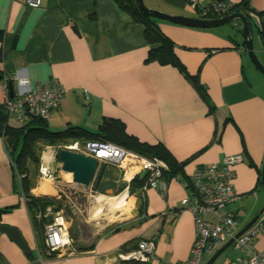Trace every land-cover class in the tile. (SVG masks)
<instances>
[{
  "label": "crops",
  "instance_id": "crops-1",
  "mask_svg": "<svg viewBox=\"0 0 264 264\" xmlns=\"http://www.w3.org/2000/svg\"><path fill=\"white\" fill-rule=\"evenodd\" d=\"M227 1L236 4L242 0ZM143 2L165 14L200 17L198 8L184 0ZM210 2L198 0V7ZM248 2L256 12L249 16L253 48L264 62L260 38L264 0ZM155 21L174 44V53L188 74L197 76L208 103L175 68L145 62L148 44L142 27L112 0H41L37 9L27 7L23 0H0V102L5 96L4 78L9 79L7 89L9 83L14 86L13 76L27 79L30 85L56 80L64 95L47 124L57 122L60 128L72 125L94 131L104 118L117 119L138 141L160 143L176 162H186L167 182L163 196L152 189L140 194L141 186L129 192L134 170L100 165L92 187L111 185L117 187L116 194L126 192L133 200L127 210L129 217L105 227L91 244H78L91 245L84 252L61 257L43 254L47 264H138L122 263L118 255L124 249H135L142 240L154 242L148 264L186 260L194 231L192 217L180 202L190 191L189 176L194 169L220 163L227 156L240 155L242 159L232 168L237 200L220 208L216 216L207 213L204 219L215 222L229 214L237 233L264 206L260 185L264 84L247 59L237 32L239 24L195 29ZM46 155L40 157V165L51 168L52 152ZM18 182L0 135V210L10 209L0 214V224L16 228L30 250L25 255L0 233V264H33L36 253L35 233L25 200L17 190ZM53 183L38 176L31 193L59 197L60 185ZM42 185L53 192H37ZM121 186L123 190H119ZM254 245L264 255V236L256 237ZM233 257L231 251L213 264H227Z\"/></svg>",
  "mask_w": 264,
  "mask_h": 264
},
{
  "label": "built area",
  "instance_id": "built-area-1",
  "mask_svg": "<svg viewBox=\"0 0 264 264\" xmlns=\"http://www.w3.org/2000/svg\"><path fill=\"white\" fill-rule=\"evenodd\" d=\"M24 4L37 9L41 0H23ZM193 8H198L199 18L206 17L221 18L227 15V3L212 0L204 7H198V0H184ZM12 97H9L7 89L8 78L3 79L5 96L0 102V108L8 117L18 124H26L33 118L48 120L50 115L56 111L63 99L64 89L56 80H50L46 84L30 85L25 78L13 76ZM65 150L88 156L97 161L98 167L102 164L118 167L124 171L134 170L136 176L145 172L142 178L140 194L152 189L161 196L165 194L167 182L162 178L163 172L167 171V165L157 159H148L125 148L102 142H68L51 148L47 147L40 157L54 151L55 154ZM47 156V155H46ZM242 162L240 155L227 156L220 163L211 164L208 167L194 169L190 178V191L180 202L183 209L188 211L192 217L194 239L186 260L175 264H204L223 244L233 238L228 247L234 252V257L227 264H264V255L254 245L258 236H264V212L243 234L234 238L236 234V222L229 214L223 215L212 222L204 219L207 213L218 215L217 211L227 204L237 200L232 188L234 178L233 166ZM39 178L52 180L50 167L41 164L38 168ZM135 176V177H136ZM19 181V176L16 175ZM37 217H41L40 213ZM43 217L49 221L43 227L42 250L35 245V257L33 264H47L43 257L72 255L75 249L71 247L70 220L63 210L53 212L47 207ZM154 251V242L142 240L138 242L135 249L122 252L118 259L122 263L148 264Z\"/></svg>",
  "mask_w": 264,
  "mask_h": 264
},
{
  "label": "trees",
  "instance_id": "trees-1",
  "mask_svg": "<svg viewBox=\"0 0 264 264\" xmlns=\"http://www.w3.org/2000/svg\"><path fill=\"white\" fill-rule=\"evenodd\" d=\"M112 1L123 14L129 16L136 24L142 27L144 38L148 44L145 62H154L161 66L168 65L175 68L193 86L200 98L208 103L207 94L197 76L188 74L185 66L174 53V44L160 32L155 19L147 17L140 12L134 0ZM216 1L228 4L226 7L227 15L234 12L241 13L250 21V14L256 13L250 8L248 0H242L236 4L229 3L227 0ZM206 18L213 19L216 17ZM233 22L239 24L237 21ZM237 28V32L240 34V24ZM260 38L264 50V32L262 30L260 31ZM0 135H2L4 148L13 165L15 177L16 175L20 177L16 187L25 200L36 242L40 246L43 243V227L49 221V219L43 217L47 207L52 208L54 213L63 210L65 215L71 218L70 207L67 206L63 196H36L31 193L32 189L36 187L39 176L40 152L45 148H54L73 141L81 143H112L145 158H157L163 161L168 168L162 174V178L166 182L173 179L177 172L186 164V162H176L168 150L160 143L150 145L138 141V139L126 132L124 124L120 120L111 118H104L94 131L72 125H68L59 131H51L47 127V120L38 118H33L26 124L11 125L8 123V117L0 108ZM55 158L59 162L57 153ZM142 183L143 180H139L137 176L134 177L129 183L128 191H133L136 187L141 186ZM9 211L10 209L0 210V214ZM38 213L41 215L39 218L37 217ZM72 235L75 241L76 233H72ZM77 245L76 248L74 247L75 252H84L91 247V245L88 247ZM124 251L127 252L125 249Z\"/></svg>",
  "mask_w": 264,
  "mask_h": 264
},
{
  "label": "water",
  "instance_id": "water-1",
  "mask_svg": "<svg viewBox=\"0 0 264 264\" xmlns=\"http://www.w3.org/2000/svg\"><path fill=\"white\" fill-rule=\"evenodd\" d=\"M136 6L140 12L147 17L165 21L174 25L195 28V29H212L223 25L230 24L233 21H238L240 24V36L242 38V45L247 58L256 72L264 79V67L259 63L255 55L252 42L251 23L249 19L241 13H230L221 18L215 19H201V18H190L184 16H175L165 14L157 10L150 9L145 6L143 0H134ZM1 78V76H0ZM9 97H12V85L8 84ZM57 159L60 163L61 170L68 173L70 176V182L77 186L88 187L94 180L96 172L98 170L97 161L88 156L77 154L65 150L57 152ZM145 176V172H141L138 175L139 180ZM99 178V177H97ZM260 185L264 194V160L260 171ZM119 190H123L121 186ZM47 197H54L50 195H40ZM58 197V196H56ZM264 212V206L262 210L254 216L240 231H238L233 237L237 238L249 229L252 224L258 219V217ZM0 233L5 234L11 241H13L25 255L30 254V250L22 238L20 232L10 226L0 224ZM233 238L229 239L223 244L206 262L205 264H213V262L231 245Z\"/></svg>",
  "mask_w": 264,
  "mask_h": 264
},
{
  "label": "rangeland",
  "instance_id": "rangeland-1",
  "mask_svg": "<svg viewBox=\"0 0 264 264\" xmlns=\"http://www.w3.org/2000/svg\"><path fill=\"white\" fill-rule=\"evenodd\" d=\"M255 55L259 63L264 67V62L260 55L258 53ZM260 80L264 84V79L260 78ZM8 123L14 126L19 125L12 119H8ZM56 123L57 122H52L47 124L48 129L51 131L63 129ZM51 152V163H53V167L50 168V173L52 175V180L55 182L53 184L60 185V193H57V195L63 196L64 200L67 202V206L70 207V237L72 249H75L73 246L75 244H91L95 236L105 227L116 224L124 217H129L128 212L125 210L119 211L108 207L109 202H107V200L119 194H116V192H118L117 187L100 185V187L96 189L92 187V183L88 188L72 184L70 182V176H66V172L61 170L60 163L58 167H54L57 165V162L55 152ZM97 197H101V199L98 201ZM72 233H76L75 241L73 240ZM230 253V248H227L218 259L228 257Z\"/></svg>",
  "mask_w": 264,
  "mask_h": 264
},
{
  "label": "bare ground",
  "instance_id": "bare-ground-1",
  "mask_svg": "<svg viewBox=\"0 0 264 264\" xmlns=\"http://www.w3.org/2000/svg\"><path fill=\"white\" fill-rule=\"evenodd\" d=\"M66 176H69L68 173H66ZM37 192L39 193H52L53 190L44 185L40 186L38 189H37ZM101 199V197H97V200L99 201ZM132 198H129V196L126 194V192H122L121 194L115 196V197H110L107 202L108 203V207H111L112 209H117L119 211L121 210H129L131 205H132Z\"/></svg>",
  "mask_w": 264,
  "mask_h": 264
}]
</instances>
